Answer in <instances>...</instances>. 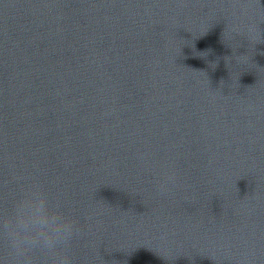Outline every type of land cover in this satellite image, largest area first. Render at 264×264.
Here are the masks:
<instances>
[{
  "label": "clouds",
  "instance_id": "9594fccd",
  "mask_svg": "<svg viewBox=\"0 0 264 264\" xmlns=\"http://www.w3.org/2000/svg\"><path fill=\"white\" fill-rule=\"evenodd\" d=\"M165 190L161 186V191ZM0 230L16 257L39 251L51 259V264H71L68 249L81 235V229L46 193L18 199L12 213L0 221Z\"/></svg>",
  "mask_w": 264,
  "mask_h": 264
}]
</instances>
